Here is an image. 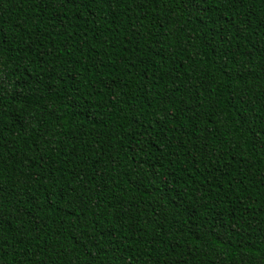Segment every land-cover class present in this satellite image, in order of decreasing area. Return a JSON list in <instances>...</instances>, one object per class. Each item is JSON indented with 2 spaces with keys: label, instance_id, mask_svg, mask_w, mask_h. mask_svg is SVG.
<instances>
[{
  "label": "trees",
  "instance_id": "obj_1",
  "mask_svg": "<svg viewBox=\"0 0 264 264\" xmlns=\"http://www.w3.org/2000/svg\"><path fill=\"white\" fill-rule=\"evenodd\" d=\"M0 264H264V0H0Z\"/></svg>",
  "mask_w": 264,
  "mask_h": 264
}]
</instances>
